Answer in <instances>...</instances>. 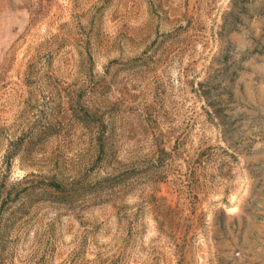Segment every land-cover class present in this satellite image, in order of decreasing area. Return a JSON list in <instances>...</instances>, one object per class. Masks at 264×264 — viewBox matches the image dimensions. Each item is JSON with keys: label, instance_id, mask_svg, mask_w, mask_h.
Masks as SVG:
<instances>
[{"label": "rangeland", "instance_id": "374dc122", "mask_svg": "<svg viewBox=\"0 0 264 264\" xmlns=\"http://www.w3.org/2000/svg\"><path fill=\"white\" fill-rule=\"evenodd\" d=\"M0 264H264V0H0Z\"/></svg>", "mask_w": 264, "mask_h": 264}]
</instances>
